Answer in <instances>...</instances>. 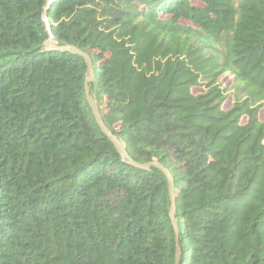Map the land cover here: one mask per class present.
I'll use <instances>...</instances> for the list:
<instances>
[{"label":"trees","instance_id":"trees-1","mask_svg":"<svg viewBox=\"0 0 264 264\" xmlns=\"http://www.w3.org/2000/svg\"><path fill=\"white\" fill-rule=\"evenodd\" d=\"M50 32L90 57L130 158ZM178 246L264 264V0H0V264H175Z\"/></svg>","mask_w":264,"mask_h":264},{"label":"water","instance_id":"water-1","mask_svg":"<svg viewBox=\"0 0 264 264\" xmlns=\"http://www.w3.org/2000/svg\"><path fill=\"white\" fill-rule=\"evenodd\" d=\"M54 0H50V2H52ZM46 16V14H45ZM44 49H57V50H71L74 52L79 53L80 55H82L83 57H85L86 61H87V65H88V69L86 72V83H85V89H86V95H87V99L88 102L90 104V106L92 107L93 113L97 119V122L100 124V126L102 127L103 131L105 133H107L110 138L113 140L114 144L116 145L118 151L121 153V155L123 157H127L130 158V156L128 155L124 145L121 143V141L118 139L117 136H115L105 125V123L102 120L101 117V113L99 111L98 105L95 102L93 96L90 93V86H89V81H91L94 78V70H93V64L92 61L90 59V57L81 49L77 48L74 45L71 44H67V45H59L57 44V42L54 40V37L52 35V33L50 32V38L47 40V42L43 45ZM131 163L137 164L141 167L144 168H149L150 164H138L136 162H133L132 160H130ZM154 165H156L157 167L161 168L162 170H164V172L168 175L169 181H170V196H171V200H172V206H171V216L173 217L175 211H176V207H175V195H174V191H173V177L171 175V173L169 172V170L167 168H165L164 166L160 165L159 163H153ZM174 226L176 228V237H177V242H178V228L176 225L175 220H173ZM181 253H182V249L180 246H178L177 249V256H176V263L175 264H179L180 262V257H181Z\"/></svg>","mask_w":264,"mask_h":264}]
</instances>
